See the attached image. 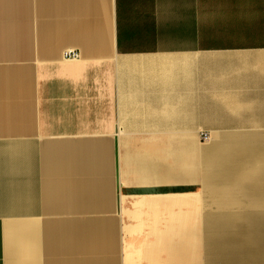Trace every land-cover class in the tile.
Listing matches in <instances>:
<instances>
[{
    "label": "crops",
    "instance_id": "obj_1",
    "mask_svg": "<svg viewBox=\"0 0 264 264\" xmlns=\"http://www.w3.org/2000/svg\"><path fill=\"white\" fill-rule=\"evenodd\" d=\"M262 228L264 0H0V264H264Z\"/></svg>",
    "mask_w": 264,
    "mask_h": 264
},
{
    "label": "rangeland",
    "instance_id": "obj_2",
    "mask_svg": "<svg viewBox=\"0 0 264 264\" xmlns=\"http://www.w3.org/2000/svg\"><path fill=\"white\" fill-rule=\"evenodd\" d=\"M204 216V219H206L205 217V215H203ZM205 224H206V222L204 221V226H205ZM220 228H223L224 229V227H220ZM219 228V229H220ZM249 228H251L252 230H250V231H253V232H256L257 231V227L255 226V227H249ZM249 228H246V227H237V228H235L236 230H238V231H244V232H247V230L249 229ZM262 230H263V228H262ZM263 232H264V230H263ZM205 235H206V233H205V231L203 232V242L201 241V243H203V247H202V255H204V264H206V259H207V256H206V251H208V248H207V243L205 242ZM261 236H264V233H263V235L262 234H260V233H254V234H252V236H251V238H257V237H261ZM239 237H241V238H247L248 236L246 235H242V236H239ZM250 237V236H249ZM221 237H219L218 239H217V241H218V243L220 244V242H227V240L226 239H223V241H221ZM243 239V241H240V242H244L245 240ZM194 252V251H193ZM193 252H191V256H190V258H192V259H194V260H196L197 261V259H199L200 261H201V255H200V253H201V250L199 249V258H196V256H195V254L196 253H193ZM262 258H259V257H256V258H253V261L255 262V263H257V262H259L260 260H261ZM262 262H264V259H263V261ZM197 263V262H196Z\"/></svg>",
    "mask_w": 264,
    "mask_h": 264
},
{
    "label": "built area",
    "instance_id": "obj_3",
    "mask_svg": "<svg viewBox=\"0 0 264 264\" xmlns=\"http://www.w3.org/2000/svg\"><path fill=\"white\" fill-rule=\"evenodd\" d=\"M64 57L65 58H75L78 56V51H76L75 49H68V50H65L64 53H63ZM202 138L203 139H208L210 136L207 134V133H202L201 134Z\"/></svg>",
    "mask_w": 264,
    "mask_h": 264
},
{
    "label": "bare ground",
    "instance_id": "obj_4",
    "mask_svg": "<svg viewBox=\"0 0 264 264\" xmlns=\"http://www.w3.org/2000/svg\"><path fill=\"white\" fill-rule=\"evenodd\" d=\"M230 260V259H229ZM228 261V260H227ZM229 262H231V261H229Z\"/></svg>",
    "mask_w": 264,
    "mask_h": 264
}]
</instances>
